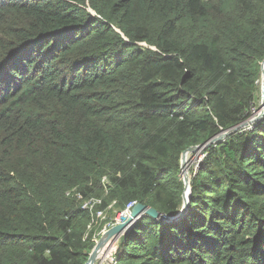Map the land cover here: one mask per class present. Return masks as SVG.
Masks as SVG:
<instances>
[{"label": "trees", "instance_id": "1", "mask_svg": "<svg viewBox=\"0 0 264 264\" xmlns=\"http://www.w3.org/2000/svg\"><path fill=\"white\" fill-rule=\"evenodd\" d=\"M263 60L264 0H0V264H84L131 201L176 214L181 153L251 116ZM201 152L185 213L111 264H264V117Z\"/></svg>", "mask_w": 264, "mask_h": 264}, {"label": "water", "instance_id": "2", "mask_svg": "<svg viewBox=\"0 0 264 264\" xmlns=\"http://www.w3.org/2000/svg\"><path fill=\"white\" fill-rule=\"evenodd\" d=\"M260 71H261V87H260L261 101L258 111L251 114V116L248 119L242 121L241 123L232 126L226 130H222L220 133H218L217 135H215L205 143L201 145L190 146L181 153L180 169H181V175L183 177L182 178L183 192H182V205L180 210L174 215H168L159 212L158 210H156L151 206L142 203H135L131 207L127 215L128 217L125 214H122L120 216L119 221H117L113 226L109 227L100 235L97 241H95V244L92 247L89 256L84 264H94L96 262V259L98 258L100 248H102V246L106 243V241L111 237H116V239L114 238L112 239V241L119 239L123 234H125L131 228L132 224L140 217L147 215L156 220L174 221L180 218L185 213L190 195V179L186 173V162H185L186 155L187 154L189 155L190 153L196 154L205 147L211 146L212 144L219 142L228 135L236 131H239L240 129L246 128L249 125H253L254 123H256L257 121H259L264 117V60L261 62Z\"/></svg>", "mask_w": 264, "mask_h": 264}, {"label": "built area", "instance_id": "3", "mask_svg": "<svg viewBox=\"0 0 264 264\" xmlns=\"http://www.w3.org/2000/svg\"><path fill=\"white\" fill-rule=\"evenodd\" d=\"M98 203H100V200H99V199L90 198V199L86 200V201L83 203L82 207L87 208V209H89L90 211H93V209H94V205H95V204H98ZM135 203H136V202H134V201L129 202V203L125 206V208H124V210L121 212V214H122V213H124V214H125V213H128V212L130 211V208H131ZM110 206H111V205H110ZM110 206H109V207H110ZM105 213H106V210H102V209H97V210H95V220L93 219V220L91 221V223L88 225V229H90L91 227H93V226H94L95 224H97L98 222H100V221H102V220H106V218H105ZM113 224H114V222H112V221H107V222H105V223L102 225V227H101V229H100V231H99V234L103 233L107 228L113 226ZM93 240L96 241L97 238L94 237ZM113 261H114V257H113V255H112L111 257H109L108 260H105V261H102V262H100V263H96V264H102V263H103V264H111V263H113Z\"/></svg>", "mask_w": 264, "mask_h": 264}, {"label": "rangeland", "instance_id": "4", "mask_svg": "<svg viewBox=\"0 0 264 264\" xmlns=\"http://www.w3.org/2000/svg\"><path fill=\"white\" fill-rule=\"evenodd\" d=\"M260 87H261V78H260V81H259V98L257 100L256 106L252 109V114L255 113L256 111H258V108H259V105H260V101H261V91H260L261 89H260ZM251 127H252V125L247 126V128H251ZM201 157H202V152L201 151L197 152L194 155H188L187 156V159H186V163H187L186 164V173L189 176V178L191 177L190 176V168L192 166L195 167L197 165L198 161L201 159ZM181 177H182V175H181ZM118 214H119V212L114 217V220H113L114 223L116 222V220H115L116 217L118 218ZM109 215H110L109 212L106 211L105 218H108ZM111 244H112V246L109 247V245H108V246H106L104 248L106 251L109 248H111L110 251H107L106 254L104 253L106 255L104 258L98 257L96 259L97 263H100L102 261L108 260L109 257H111L113 255L114 250L116 249V246H117V242H112Z\"/></svg>", "mask_w": 264, "mask_h": 264}, {"label": "bare ground", "instance_id": "5", "mask_svg": "<svg viewBox=\"0 0 264 264\" xmlns=\"http://www.w3.org/2000/svg\"><path fill=\"white\" fill-rule=\"evenodd\" d=\"M187 156H188V154L186 155V157H185V162H186V159H187ZM187 164V163H186ZM125 215L127 216L128 215V213H125ZM128 217V216H127ZM118 219H120V216H119V218ZM116 239V237H111V238H109L107 241H106V243L102 246V248H100V251H99V254H98V257H101V258H104L106 255V252L107 251H110V249L111 248H109L107 251L104 249L106 246H108L109 245V247L110 246H112V242H114V241H112V239ZM116 241V240H115ZM105 253V254H104Z\"/></svg>", "mask_w": 264, "mask_h": 264}, {"label": "clouds", "instance_id": "6", "mask_svg": "<svg viewBox=\"0 0 264 264\" xmlns=\"http://www.w3.org/2000/svg\"><path fill=\"white\" fill-rule=\"evenodd\" d=\"M130 209H131V208H130ZM123 210H124V209H123ZM123 210H122V211H123ZM106 211H107V210H106ZM122 211H119L118 218H119V216H121L122 214H124V213L121 214ZM128 213H129V212H128ZM118 218L116 217V219H115L116 222L119 221ZM116 222H115V223H116ZM115 223H114V224H115ZM114 224H113V225H114ZM107 229H108V228H107ZM107 229H106V230H107ZM101 234H102V233H101ZM101 234H100V235H101ZM99 237H100V236H99ZM97 239H98V238H97ZM96 241H97V240H96ZM116 241H117V240H116ZM116 241H114V242H116ZM96 263H97V261H96L94 264H96Z\"/></svg>", "mask_w": 264, "mask_h": 264}]
</instances>
